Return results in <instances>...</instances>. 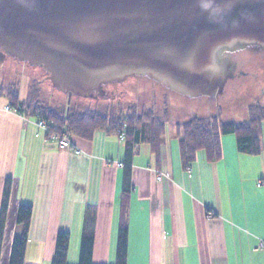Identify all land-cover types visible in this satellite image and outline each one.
<instances>
[{"label": "crops", "instance_id": "obj_1", "mask_svg": "<svg viewBox=\"0 0 264 264\" xmlns=\"http://www.w3.org/2000/svg\"><path fill=\"white\" fill-rule=\"evenodd\" d=\"M0 98V207L11 181L0 264H8L20 205L32 207L24 264H51L58 232L70 236L67 264H78L87 208L94 214V264H115L124 142L96 133L47 142L35 119L6 111ZM37 134L40 136L38 137ZM261 151L240 154L222 137V156L199 151L180 163L176 132L166 131L158 160L150 146L134 152L127 264H264V122Z\"/></svg>", "mask_w": 264, "mask_h": 264}, {"label": "water", "instance_id": "obj_2", "mask_svg": "<svg viewBox=\"0 0 264 264\" xmlns=\"http://www.w3.org/2000/svg\"><path fill=\"white\" fill-rule=\"evenodd\" d=\"M250 55L257 76L264 0H0V63L36 67L68 101L114 97L108 85L140 78L210 101Z\"/></svg>", "mask_w": 264, "mask_h": 264}, {"label": "trees", "instance_id": "obj_3", "mask_svg": "<svg viewBox=\"0 0 264 264\" xmlns=\"http://www.w3.org/2000/svg\"><path fill=\"white\" fill-rule=\"evenodd\" d=\"M1 93V91H0ZM4 96L10 103V108L16 113L24 114V109L31 118L42 120L47 124L46 141L49 136L62 137L64 135L91 141L96 133L104 135H124V160L121 193L120 215L117 232L115 264H127L128 243V211L130 193L133 190L131 183L132 160L135 150L140 145L150 146L151 152L158 160V150L164 144L165 129L169 124L168 114L162 116L151 108H144L137 104L128 108L126 115H115L108 108L81 109L74 107L51 108L42 106L35 99L21 103L16 91L8 92ZM36 98V97H35ZM246 119L241 123L224 122L221 119V110L216 109L210 118L192 117L189 122L175 125L180 163L183 170H189L199 151L206 152L209 162L218 161L222 156V136H233L236 139V149L240 154L255 156L261 151V125L264 122V103L255 104L248 108ZM11 181H5L0 207V256L3 246L5 222L9 203ZM87 208L83 233L80 243L78 264H94L92 250L94 245V214ZM32 207L20 205L16 214V233L12 241L8 264H24L25 249L28 242L29 224ZM70 236L68 233L58 232L55 242V252L51 264H67Z\"/></svg>", "mask_w": 264, "mask_h": 264}, {"label": "rangeland", "instance_id": "obj_4", "mask_svg": "<svg viewBox=\"0 0 264 264\" xmlns=\"http://www.w3.org/2000/svg\"><path fill=\"white\" fill-rule=\"evenodd\" d=\"M111 87L125 93H115L114 97L94 100L78 99L72 96L68 101L67 96L55 90L47 76L36 67H30L26 63L12 58H7L3 63H0L1 95H5L9 91H16L21 103L35 99V102L40 105L51 108L74 107L93 110L94 108L102 109L106 107L112 110L115 115H126L129 107L139 104L145 111L151 108L160 116L167 112L169 124L165 132L169 129L175 131V125L189 122L192 117L210 118L215 114L217 108L221 110V119L224 122L241 123L247 118V110L250 106L264 103V71L255 77L252 90L249 86L241 96L220 98L217 101L216 99L210 101L186 99L171 91L163 90L157 83L155 84L147 78L124 80V83L114 84ZM2 98L5 97L2 96ZM5 99L8 101L7 98ZM6 107H9V109L7 110ZM6 107V111L16 113L14 109L10 108L9 101ZM24 111L23 117L31 119L30 113L25 109ZM51 136L48 140L57 145L56 141H51ZM227 136L231 138V136ZM44 139L46 140L45 133Z\"/></svg>", "mask_w": 264, "mask_h": 264}, {"label": "flooded vegetation", "instance_id": "obj_5", "mask_svg": "<svg viewBox=\"0 0 264 264\" xmlns=\"http://www.w3.org/2000/svg\"><path fill=\"white\" fill-rule=\"evenodd\" d=\"M243 58L244 59L242 60V62L239 63V67H236L233 73V78L225 84L223 93L219 97H217L216 101L219 100L220 97H229L233 95L234 91H236L237 89L242 88L243 90H245L246 86H250L249 88L250 90H252L256 75H253L254 73L250 74L249 72H247L246 68L253 70V61L255 60L256 56L250 55ZM114 84H110L106 87V90L108 91V93H110L111 96L115 95V91L112 92L108 87L113 86Z\"/></svg>", "mask_w": 264, "mask_h": 264}, {"label": "built area", "instance_id": "obj_6", "mask_svg": "<svg viewBox=\"0 0 264 264\" xmlns=\"http://www.w3.org/2000/svg\"><path fill=\"white\" fill-rule=\"evenodd\" d=\"M6 109L8 110L9 107H6ZM36 127L38 128V130L40 132L43 131V133L46 134L47 132V124L42 121V120H36ZM38 136V134H37ZM115 137L119 138L120 141L124 142V135L121 133H117V135H114ZM56 141L57 143V147L59 150H68L71 148V143H70V138L66 135L62 136V137H56L54 135L51 136V141ZM119 166H121V164H118ZM261 247L264 248V244H261Z\"/></svg>", "mask_w": 264, "mask_h": 264}]
</instances>
